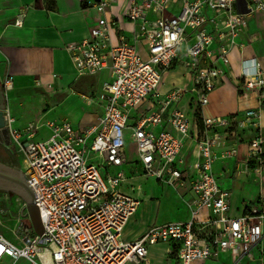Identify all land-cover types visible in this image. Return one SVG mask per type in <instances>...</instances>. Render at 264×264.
<instances>
[{
	"label": "built area",
	"instance_id": "obj_1",
	"mask_svg": "<svg viewBox=\"0 0 264 264\" xmlns=\"http://www.w3.org/2000/svg\"><path fill=\"white\" fill-rule=\"evenodd\" d=\"M118 2L96 0L93 6L99 16L89 36L66 47L79 76L110 72L98 94L103 113L96 125L75 128L71 122L52 120L18 129L5 108L9 140L3 143L22 159V169L38 196L45 230L41 235L36 232L25 200L16 196L19 209L12 229L16 241L0 232V264L21 259L31 264H149V247L158 244L167 245L177 264L216 260L225 253L232 254L234 264H264V208L256 205L230 216L231 193L213 172L218 159L238 154L235 148L217 151L223 147L226 136L221 131L228 128L230 116L201 115L199 123L187 110L176 107L169 114L174 131L153 130L187 91L174 87L162 93L166 72L180 60L192 74L190 91L199 106L208 104L210 92L226 80L218 61L230 63L231 51L247 31L249 15L264 11V0H126L123 16L131 24L129 34L109 13ZM23 17L21 12L15 23L22 25ZM248 62L242 85L258 91L260 104L241 116L243 124L257 128L248 145L247 164L249 174L255 173L261 182L264 64L256 58ZM0 87L6 100L13 76L0 80ZM152 97L158 107L132 125L139 160L145 175L181 186L180 154L185 140L194 141L200 160L195 163L192 196L187 201L190 216L153 225L138 239L125 240L123 231L141 203L120 189L128 180L122 168L128 159L126 128L132 110ZM44 127L50 135L38 138ZM4 204L1 200L0 206ZM205 210L210 215L204 217ZM0 211L13 218L8 209L0 207Z\"/></svg>",
	"mask_w": 264,
	"mask_h": 264
},
{
	"label": "crops",
	"instance_id": "obj_2",
	"mask_svg": "<svg viewBox=\"0 0 264 264\" xmlns=\"http://www.w3.org/2000/svg\"><path fill=\"white\" fill-rule=\"evenodd\" d=\"M95 1L0 0V80H3L6 75L13 76V89L8 92L6 100L2 97L3 89L0 87V91H2L0 93V105H4L10 117L14 119L13 127L22 129L29 124L46 123L52 120L71 122L75 128L90 127L98 123V117L103 113L98 94L102 84L110 79V72L105 70L95 75L79 76L66 49L68 43L79 41L89 36L91 26L99 16L93 6ZM125 3L126 0H119L117 4L110 8L109 13L118 19L125 33L129 34L131 24L123 16ZM21 12L24 13L23 24L17 25L15 22L20 17ZM255 18H259L261 22L257 24ZM238 42L239 46L233 49L229 55L230 63L225 64L222 60L217 63L224 70L226 80L210 92L209 103L201 107V113L204 116H241L249 108H257L260 104L258 91H245L243 89L242 74L250 64L248 60L256 58L264 64V11H257L253 15H249L247 31L241 33ZM178 62L181 61L179 60ZM188 76L191 79L189 84L186 83V77L184 76L180 83H174L170 88H166L165 84L162 83L160 87L162 93L168 92L174 87L186 88L187 91L179 102H174L170 106L164 116V122L153 127L155 132L158 133L163 129L174 131L169 123V114L176 107L187 110L190 116L193 117L190 111V103L183 104L187 95L195 96L190 91L194 81L190 73H188ZM86 97H91L93 99L92 103H88ZM157 107L156 98L152 97L144 101L132 110L126 128L128 159L122 168L128 175V180L121 185L120 189L125 193L140 198V206L144 199H149L151 204L148 196L143 198L146 185L150 180H153L157 185L164 183L165 185L173 186L154 176L144 174L136 142L132 135V125L135 124L140 115L148 114ZM260 126L264 131V108L261 111ZM49 135L50 129L44 127L39 131L37 137L46 138ZM226 138L227 136L224 138L223 147L217 149L218 152L227 147ZM7 140L5 139V141ZM248 145L249 143H241L239 154L230 158H220L213 165V172L220 186L231 193L230 216H239L247 208L249 209L256 205L264 208V196L262 197L264 193V177L260 182L255 173L249 174L251 170L248 169L247 164ZM1 146L11 156L7 161H3L0 158V162L13 169H22L23 162L21 157L17 156L14 151L7 149L3 141ZM129 146L133 147L134 156H130ZM197 154L194 141L185 140L180 154L183 163L179 164L184 175L183 185H185L186 177L189 176L191 178V176L196 174L195 163L200 160ZM14 159L19 160L21 165H13ZM109 170L114 172L115 168H109ZM150 188L159 189V191H149L148 195L159 193L162 198L165 192H161V189L163 191L168 189V192L172 190L167 187L157 188L151 185ZM173 194L175 195V191ZM191 196L190 186L187 200ZM151 207V221L143 225L137 234L128 237L126 235L127 226L131 218L137 213L136 211L123 231V239H138L153 225L169 221H183L190 216L189 207L186 204L181 207V210H177L180 219L163 221L156 219L153 221L160 214L153 215L152 204ZM207 215H210V213L205 210L203 216ZM155 247L162 248L165 264H177L176 258L168 253L166 244L149 247V264H153L151 252ZM213 263L234 264V258L232 254L225 253L219 259L206 260L196 264Z\"/></svg>",
	"mask_w": 264,
	"mask_h": 264
},
{
	"label": "rangeland",
	"instance_id": "obj_3",
	"mask_svg": "<svg viewBox=\"0 0 264 264\" xmlns=\"http://www.w3.org/2000/svg\"><path fill=\"white\" fill-rule=\"evenodd\" d=\"M255 22L259 24L261 20L259 18H255ZM189 69L182 63V62H177L170 70H168L164 76V86L166 88H170L173 86L175 83H180V81L183 79V76L186 77V83H190L191 79L188 76ZM192 76V74L190 73ZM193 79V77H192ZM245 91H250L246 90L243 88ZM193 96V95H192ZM190 94L186 96L184 103L187 104L190 103V111L194 118H197L200 113L201 107L199 106V103L197 101V97L193 96L192 97ZM33 104V103H31ZM231 116L230 123L228 125L227 129H223L221 133H223V136H227L226 138V148H235L238 150V154L240 152V146L241 143L247 144L251 141V139L256 135V129L253 125H245L242 123V116ZM129 149V154L130 156H134V149L132 146L128 147ZM10 153L4 149L3 146L0 145V158L3 161H7L10 158ZM13 165L20 166L21 162L19 160H13ZM11 164V165H12ZM188 170V168H187ZM187 176V175H186ZM194 176H191V178L188 176L186 177V182L185 185L181 186H168L165 185L164 183L161 184L159 183L158 185L153 182V180H150L147 185L146 189L144 191V197L146 198L147 196L151 200V204L153 206V215H159L157 218H155L153 221L158 219V221H163V220H178L180 219V216L177 213V210H181V207L183 205L187 204V198H188V193L190 191V186H191V181ZM167 187L171 188L172 190L168 192V189H165L164 191L161 189V192H165L163 198L159 193H152L149 194L150 192L154 191H159V189H152L149 187ZM149 189V190H148ZM175 191L176 197L173 194ZM167 195V196H166ZM5 196L8 197V199L5 200ZM16 194L11 193L9 191H5L4 189H0V201H4V205L0 206L1 208L8 209L13 216V218H10V216H5L3 213L0 211V217L2 218L4 224L0 225V232H3L9 239L16 241L15 236L13 234L12 229L15 227V222H16V215L18 213L19 209V203L16 200ZM162 199V200H161ZM149 202V199H144L139 210L137 213L131 218L128 226H127V232L126 235L128 237H132L134 234H137L143 225L147 224V222L151 221L152 218V207ZM151 256L153 259V264H165L164 260V254L162 253V248L155 247L152 252ZM172 259V258H171ZM172 261V260H169ZM168 261V262H169ZM12 260H7V264H11ZM16 264H31L28 260L21 259L19 260ZM215 264V263H213ZM242 264H254L249 261L243 262Z\"/></svg>",
	"mask_w": 264,
	"mask_h": 264
},
{
	"label": "water",
	"instance_id": "obj_4",
	"mask_svg": "<svg viewBox=\"0 0 264 264\" xmlns=\"http://www.w3.org/2000/svg\"><path fill=\"white\" fill-rule=\"evenodd\" d=\"M5 106L0 105V130L7 131V113ZM9 140V136H8ZM7 140V141H8ZM5 139L3 140V142ZM0 189L14 193L23 198L26 209L38 234H43L45 227L36 201L37 193L22 169H13L0 162Z\"/></svg>",
	"mask_w": 264,
	"mask_h": 264
},
{
	"label": "flooded vegetation",
	"instance_id": "obj_5",
	"mask_svg": "<svg viewBox=\"0 0 264 264\" xmlns=\"http://www.w3.org/2000/svg\"><path fill=\"white\" fill-rule=\"evenodd\" d=\"M2 91H0V93H1ZM8 131H6V129H4V130H0V145H1V143H2V141L4 140V139H8Z\"/></svg>",
	"mask_w": 264,
	"mask_h": 264
},
{
	"label": "trees",
	"instance_id": "obj_6",
	"mask_svg": "<svg viewBox=\"0 0 264 264\" xmlns=\"http://www.w3.org/2000/svg\"><path fill=\"white\" fill-rule=\"evenodd\" d=\"M239 92L241 93V91L239 90ZM202 113H201V109H200V113H199V116L196 118L198 121H199V123H201V119H202ZM201 126V125H200Z\"/></svg>",
	"mask_w": 264,
	"mask_h": 264
}]
</instances>
